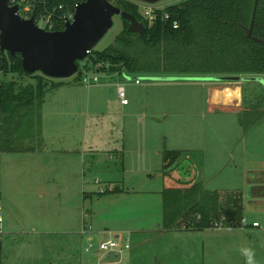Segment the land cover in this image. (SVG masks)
I'll return each instance as SVG.
<instances>
[{"label":"rangeland","instance_id":"obj_1","mask_svg":"<svg viewBox=\"0 0 264 264\" xmlns=\"http://www.w3.org/2000/svg\"><path fill=\"white\" fill-rule=\"evenodd\" d=\"M180 1L183 0L156 4L166 6ZM121 29L120 17L114 16L112 28L93 50H104ZM78 66L77 73L69 79H51L67 87L47 92L38 112L37 129L30 137L26 130L15 141L18 130L12 138L13 147L31 151L41 147L47 152L46 160L59 156L74 161L72 177L80 178L81 186L91 190L80 206L84 211L107 210L109 216L97 221L98 226L106 228L102 230H129L124 232L123 241L131 247L123 252L122 264L127 259L130 264H155L153 257L162 259L167 247H155L151 236L143 245L145 236L132 231L139 227L141 231L143 227L164 229L162 192L166 188L186 187L190 180L205 182L203 187L208 191H240L243 218L249 224L256 221L261 230H235L241 232L246 243L236 242L231 257L219 253V259L214 260L217 253L212 257L197 253L195 258L187 254L186 259L178 251L167 254V261L171 262L167 264H245L240 253L245 246L254 248L257 264H264V85L253 81L158 80L125 72L108 74L96 72L87 59ZM79 72L97 77L98 82L90 87L82 85ZM12 80L23 85L33 83L31 78L0 73V85ZM117 85L124 88L127 106L120 104ZM240 85L243 108L252 109L251 119H255L249 127L250 118L244 119L240 112L213 108L211 101L217 87H230L221 91L224 101L238 100ZM175 150L184 152L190 161L182 159L177 169L165 173L162 155ZM5 174L2 166L3 179ZM113 189L121 190L124 200L112 208L103 201L120 198L111 192ZM5 196L8 193L1 191L2 264H99L103 252L98 251V245L102 239L96 234L93 246L86 251L89 243L84 235L51 239L46 234L32 233L28 212L10 206L4 201ZM118 209L123 215L118 214ZM12 222L13 227H8ZM86 223L96 226L92 216ZM21 228L28 231L24 234ZM107 238L114 237L111 234Z\"/></svg>","mask_w":264,"mask_h":264},{"label":"trees","instance_id":"obj_2","mask_svg":"<svg viewBox=\"0 0 264 264\" xmlns=\"http://www.w3.org/2000/svg\"><path fill=\"white\" fill-rule=\"evenodd\" d=\"M63 2L53 0L51 5ZM109 2L142 21L145 32L143 36L127 32L128 21L120 18L122 29L114 41L102 51H91L86 58L96 72H125L139 77L264 78V46L249 40L245 30L250 26L255 0H183L167 5L163 13L178 21L177 29L161 20V12L155 23L148 25L130 3ZM61 30L62 24L54 29ZM252 35L264 39V0L257 1ZM0 73L33 80L25 85L14 80L0 85V150L21 151L13 147L12 138L18 130L15 141L26 130L29 137L35 132L47 92L63 82L25 73L18 54L1 50ZM78 79H82L81 72ZM185 156L182 151H165L163 172L177 169L182 159L190 161ZM162 208L165 230L211 229L214 223L233 229L240 227L243 219L240 191H208L193 180L186 187L164 189Z\"/></svg>","mask_w":264,"mask_h":264},{"label":"crops","instance_id":"obj_3","mask_svg":"<svg viewBox=\"0 0 264 264\" xmlns=\"http://www.w3.org/2000/svg\"><path fill=\"white\" fill-rule=\"evenodd\" d=\"M64 87H67V85L63 87L61 86V88ZM225 88L230 87L216 88L215 97L213 98V100H211L214 104L213 108L225 112H240L244 119L253 118L251 117V114L253 112L252 109L243 108L241 85L238 86L239 99L235 100L234 102L224 101L222 99L221 91H223ZM127 105L121 104V106L123 107ZM250 119L248 127L253 125L252 119ZM21 151L23 152L5 153L1 152L0 150V168H2V166L3 168H6V177L3 179L0 175V194L1 191H3V193L5 191L6 193H8V196H5L6 198H4V201L9 203V205L15 209L21 208L22 210L28 212V228L30 229V232H36L40 235L46 234L49 235L51 239H54L55 236L58 237L59 235L70 236L68 234H72L74 238H77L78 236L76 235L79 234L84 235L85 241L87 243L94 242L95 234L102 240L107 238V235L109 234H112L114 238L123 240L124 232H128L129 230L125 229L120 231H107L102 230L106 228H101V226H98L99 224H97V221H99V218L100 220H103L109 216L106 212L107 210H102L101 212L97 209L93 211H84V209L80 206L83 200L85 201V199H88V194L91 192V190H87L81 186L80 178H75V176L72 177V165L74 166L73 160H66L63 159L64 157L59 158V156L56 157L58 159L51 158L50 160H46L45 158L47 156V152L44 149L42 150L41 147H37V150L35 151H31L28 149H21ZM71 157L72 156L70 155L68 158ZM19 163L22 164L18 166ZM81 164L82 163L80 162V165ZM65 169H68L67 172L65 171ZM202 184L203 186L206 185L205 182H202ZM109 191L110 190H108L107 192ZM232 191L236 190L218 192ZM111 192L115 196L121 195V190L119 189H113ZM122 200L124 199H122V197L120 196L119 199L116 198L113 201L106 200L103 201V203H108L107 205H110L113 208ZM5 205L7 207V204ZM102 206L103 205L101 204V207ZM121 208L123 209L122 206ZM118 214L123 215L119 211V209ZM90 216H92V219H94V224L96 226L92 225L93 222L92 224L86 223V219L90 218ZM244 221L247 225L248 222L245 219ZM253 223L257 222L253 221L251 224L248 223L247 227L243 228L240 226L230 230L224 227L219 228L218 230L214 228L202 230H165L161 228L146 229L145 227H143L141 231L139 227L132 231V233L138 232L140 234H143L142 236H145L143 239V245L146 243L145 241L146 239H148V236H151V241L155 243V247H167L165 249V252L161 254L162 259H156V257H153L155 259V264L171 263L167 261V254L170 255L171 252L178 251L182 252L183 255H186V259H189V256L191 258H195L197 253L198 255L199 253L200 255L202 254L203 257H207L206 253L211 255L210 257L214 256L217 253V257L214 260H218L219 253L231 257L229 256V254H231L235 249L234 245L236 242L239 243L241 240H244L246 243L245 237L240 234L241 232L237 233L235 230H261V226L259 224L257 227H253ZM13 225L14 222L8 224V227L11 228L13 227ZM86 227H90V229L84 231V228ZM21 231L25 234V231L28 230H24L23 228H21ZM256 233H259V231L252 232L251 234L253 235ZM78 246L79 245H76V247ZM251 246H254V244L252 243ZM130 247L131 246H129V249ZM187 254L189 256H187ZM102 259L104 258L101 257L99 259V264L101 263ZM118 263H123L121 258ZM125 264H130V261H128L127 259Z\"/></svg>","mask_w":264,"mask_h":264},{"label":"water","instance_id":"obj_4","mask_svg":"<svg viewBox=\"0 0 264 264\" xmlns=\"http://www.w3.org/2000/svg\"><path fill=\"white\" fill-rule=\"evenodd\" d=\"M154 4L165 0H141ZM255 0L250 26L245 28L246 37L264 46V39L252 35V25L257 6ZM10 7L8 0H0V50L18 54L25 73H40L49 79L66 80L77 73V63L87 58L94 47L113 26V17L128 21L127 32L143 36L145 25L133 15L121 11L107 0H86L80 3L71 22L61 31H46L32 19L24 20ZM155 78V77H154ZM192 79L216 82H259L261 77H157L158 80ZM136 81V80H135ZM119 255L109 253L100 264H116Z\"/></svg>","mask_w":264,"mask_h":264},{"label":"built area","instance_id":"obj_5","mask_svg":"<svg viewBox=\"0 0 264 264\" xmlns=\"http://www.w3.org/2000/svg\"><path fill=\"white\" fill-rule=\"evenodd\" d=\"M86 0H64L63 3H59L57 6L51 5L53 0H8L10 7H17V13L20 18L24 20L32 19L35 25L46 31H54L58 24H62L63 28L67 22H71L76 12L77 6ZM107 1H120L127 2L133 5L141 18L148 24L152 25L158 19L161 12V20L163 22L170 23L173 29H177L179 23L177 20H172L168 13H163L166 6H158L156 3L150 4L141 0H107ZM41 25V26H40ZM99 67V65L97 66ZM96 67V68H97ZM98 82L97 77L82 76L81 83L86 87H90ZM136 83L139 81L136 80ZM117 95L122 105H127L128 101L125 97L124 88L117 86ZM253 227H257L258 223H253ZM224 227L221 223H214L212 228L219 229ZM241 227H245V221L242 219ZM230 230L229 227H224ZM90 229L84 228L85 230ZM111 236V234H109ZM93 246V243H89L88 251ZM129 249V244L124 243L119 238H105L98 245V251L103 252V258L107 257L109 253L119 255L120 258L125 250Z\"/></svg>","mask_w":264,"mask_h":264},{"label":"clouds","instance_id":"obj_6","mask_svg":"<svg viewBox=\"0 0 264 264\" xmlns=\"http://www.w3.org/2000/svg\"><path fill=\"white\" fill-rule=\"evenodd\" d=\"M240 253L245 258V264H257L254 248L248 246L242 247Z\"/></svg>","mask_w":264,"mask_h":264}]
</instances>
